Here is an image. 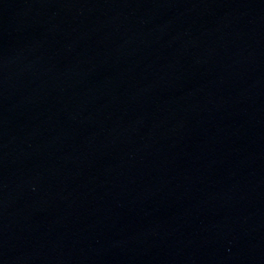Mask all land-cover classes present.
<instances>
[{
    "label": "water",
    "instance_id": "water-1",
    "mask_svg": "<svg viewBox=\"0 0 264 264\" xmlns=\"http://www.w3.org/2000/svg\"><path fill=\"white\" fill-rule=\"evenodd\" d=\"M0 264H264V0H0Z\"/></svg>",
    "mask_w": 264,
    "mask_h": 264
}]
</instances>
